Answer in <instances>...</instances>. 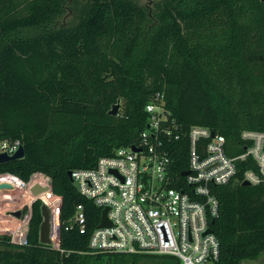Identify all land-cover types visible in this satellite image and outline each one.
<instances>
[{
	"label": "trees",
	"instance_id": "1",
	"mask_svg": "<svg viewBox=\"0 0 264 264\" xmlns=\"http://www.w3.org/2000/svg\"><path fill=\"white\" fill-rule=\"evenodd\" d=\"M151 2L0 0V141L18 140L24 148L22 158L0 163V174L27 181L42 172L62 197L59 247L40 243L42 202L35 200L26 243L0 235V264H137L143 258L181 264L168 254L90 249L101 209L67 174L136 143L148 121L145 106L157 94L182 131L208 127L225 137L231 155L243 152L242 131L264 132V1ZM68 10L73 20L60 23ZM117 101L118 113L109 115ZM169 151L170 185L180 188L186 140L172 142ZM248 169L257 170L251 157L237 163L230 183L212 187L219 200L214 264H263L264 182L242 185ZM0 180L17 186L8 175ZM77 205L85 233L72 223Z\"/></svg>",
	"mask_w": 264,
	"mask_h": 264
},
{
	"label": "built area",
	"instance_id": "2",
	"mask_svg": "<svg viewBox=\"0 0 264 264\" xmlns=\"http://www.w3.org/2000/svg\"><path fill=\"white\" fill-rule=\"evenodd\" d=\"M145 111L147 125L136 143L100 157L93 168L71 171L78 192L101 211L108 208L110 225L99 227V221L89 234L88 246L97 252L168 254L179 258L181 264H214L219 255V241L213 230H207L212 229L219 216V200L212 187L230 183L236 177L237 163L248 157L254 160L257 170H245L241 183L264 182V132L242 131L243 152L231 155L225 137L208 127L194 125L182 131L164 106L162 95L157 94ZM185 140L184 171L188 173L181 175L184 182L176 188L170 185L168 175L169 150L172 142ZM0 142V152L9 155L21 145L18 140ZM8 176L29 193L35 185L48 188L49 201L39 194L36 198L47 206L50 221H54L58 245L52 241L51 226L49 238L51 245L58 248L62 197L52 192L50 176L34 172L27 181ZM28 207L23 218L16 217L20 226L12 243H26L31 204ZM72 223L80 233L86 232L82 205H77Z\"/></svg>",
	"mask_w": 264,
	"mask_h": 264
},
{
	"label": "rangeland",
	"instance_id": "3",
	"mask_svg": "<svg viewBox=\"0 0 264 264\" xmlns=\"http://www.w3.org/2000/svg\"><path fill=\"white\" fill-rule=\"evenodd\" d=\"M137 2L143 6L149 7L152 5L151 0H137ZM73 17H74L73 11L68 10L67 13L64 15V17L60 19V23L69 24L73 20ZM0 175H10V174L3 173ZM0 185L7 186V187H0V235L9 236L11 240L14 238V234H17L16 231L19 230V226H20V221L19 219L16 218L14 212L17 211L20 212V216L21 218H23L29 208L28 206L32 204L34 200H39V199L36 198V195L29 193L28 190L24 189L23 187H20V185L18 184L17 186H15L12 183L10 184L8 182H4L0 180ZM130 263L131 262L128 261V262H124L123 264H130ZM96 264H118V263H113L112 261L100 260L97 261ZM137 264H164V263L158 259L143 258L139 260ZM241 264H260V263L258 260H247ZM263 264H264V257H263Z\"/></svg>",
	"mask_w": 264,
	"mask_h": 264
},
{
	"label": "water",
	"instance_id": "4",
	"mask_svg": "<svg viewBox=\"0 0 264 264\" xmlns=\"http://www.w3.org/2000/svg\"><path fill=\"white\" fill-rule=\"evenodd\" d=\"M264 1V0H261ZM119 106L120 103L119 101H117L108 111L109 115H115L118 113L119 110ZM133 150H137V148H135L134 146H132ZM24 156V148L22 145H20L18 147V149L16 150V152L12 155L7 154L6 152H0V163H5V162H9L12 160H16L19 158H22ZM188 173V171H182L181 175L184 176ZM68 177L70 178V181L72 183L73 186H76L75 181L72 179L71 177V171H68ZM242 185H250L249 182L244 181L242 182ZM0 187H7L6 185H0ZM46 189V188H42L39 185H35L33 186L30 191L32 194L34 195H38L41 190ZM107 210L108 208H104L101 211V218H100V223H99V227H105V226H109L110 222L107 219ZM14 215L16 217H20V212H14ZM41 215H42V222L40 224L39 227V241L42 244H51V240L49 238V233H50V215H49V210L47 208V206L45 204H42L41 206ZM26 230L28 231V228H26ZM207 232H212V229L207 230Z\"/></svg>",
	"mask_w": 264,
	"mask_h": 264
},
{
	"label": "bare ground",
	"instance_id": "5",
	"mask_svg": "<svg viewBox=\"0 0 264 264\" xmlns=\"http://www.w3.org/2000/svg\"><path fill=\"white\" fill-rule=\"evenodd\" d=\"M42 188H44V187H42ZM46 188V187H45ZM48 188H46V189H43V190H41V192L39 193V196L41 197V198H43V199H45L46 201H49L50 200V198H49V196H48ZM51 224H50V226H51V231H53L51 234V238H52V241L53 242H55L54 241V237H55V229H54V221H53V219H51Z\"/></svg>",
	"mask_w": 264,
	"mask_h": 264
}]
</instances>
